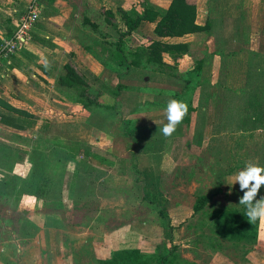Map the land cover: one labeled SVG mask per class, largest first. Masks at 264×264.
Instances as JSON below:
<instances>
[{"label":"rangeland","instance_id":"obj_1","mask_svg":"<svg viewBox=\"0 0 264 264\" xmlns=\"http://www.w3.org/2000/svg\"><path fill=\"white\" fill-rule=\"evenodd\" d=\"M64 1L40 0V17L30 32V40L18 50L28 55L24 74L31 77L32 72L46 74L48 70L50 73L46 76L53 82L48 85L58 91L61 100L64 95L71 99L69 90L57 84V76L65 63L87 75L94 90L105 86L108 90L104 91L109 94L110 88L124 85L118 97L100 94L99 100L111 108L99 109L98 112L105 115L99 117L95 113L91 118L101 125L100 120L113 117V125L105 127L113 138L97 129H89L86 121L89 128L84 129L86 137L82 140L103 150H117L121 157L128 159L126 167L130 171H134L133 166L130 168L132 156L129 159L133 143L144 144L156 138H169V143L182 140L183 145L188 146L185 149L188 164L168 170L169 176L174 172L176 175L165 176L164 182L155 176L149 193L167 197L149 207L140 200L142 193L132 190L133 177H142L137 171L131 172L134 176L117 174L109 165L103 183L99 182L101 178L88 176L94 181L85 196L74 204L65 200L67 205L58 211L56 224L61 228L51 234L45 228L37 237L41 242L35 252L20 259L18 255L11 257L12 261L0 255V264H35L34 254L40 257L38 264H101V260L111 257L112 248H119L114 242L115 234L107 233L104 225L123 226L138 220H145L149 226L142 224L140 229L138 223L134 224L137 229L134 235L128 233L127 243L131 244L129 250H138L140 254L117 264H157L159 256L167 257L165 264H264V221H248L245 207L239 204L243 195L239 184L230 185L247 162L264 166V128H254L247 119L251 111L246 102L251 93L264 102V0H208V6L202 4L207 0H200L201 14L204 16L207 11L210 31L188 39L201 41L198 51L193 47L185 56L167 57L175 70L164 69L163 74L152 70L157 68L151 65L115 71L111 65L104 66L110 61L102 55L99 45L102 34H106L107 42L113 43L118 38L115 29L105 22L104 10L109 7L115 11L118 4L130 8V3H136L139 10L144 3H153L152 0H111L116 5L111 2L107 7L102 1ZM25 4L26 0H0V25L10 14L15 28ZM57 6L68 9L72 19L45 20L44 16L55 14ZM136 32L127 40L129 48L145 45L150 40L149 29L141 28ZM32 33L47 36L52 45L34 41ZM1 38H8L3 30H0ZM95 58L103 59L101 64ZM201 58L204 63L196 74ZM89 59L93 63H89ZM174 95L187 104L192 102L198 110L190 112L189 121L183 120L170 137H165L161 132L167 123L165 109L169 100L176 99ZM60 106L57 117L61 124L85 121L87 113L79 104ZM138 106L140 116L133 112ZM195 132L203 137L201 146L193 141ZM140 151L134 149V152ZM163 170L165 172V165ZM178 187L186 191L175 193ZM134 194H139L140 198H133ZM198 194L212 195V200L194 213L192 205ZM260 196H264V186L257 198ZM6 206L0 204V223L15 236L19 222L27 215L16 212L15 206H11L9 214ZM44 207L43 211L52 208ZM124 207L126 209H120ZM100 216L105 217V224Z\"/></svg>","mask_w":264,"mask_h":264},{"label":"crops","instance_id":"obj_2","mask_svg":"<svg viewBox=\"0 0 264 264\" xmlns=\"http://www.w3.org/2000/svg\"><path fill=\"white\" fill-rule=\"evenodd\" d=\"M94 1H102V4L106 7V4L111 2L113 5H116V2L114 3V1L111 0ZM135 1L139 2V0ZM65 2L66 1L63 0V3ZM87 2L90 3L91 1L87 0ZM152 2L153 3L148 4L143 2L144 4L139 10L135 7L136 3H130V8H124L123 4H118L114 9L115 11L111 10L109 7L107 10H111L114 15L117 13L118 16L115 15V17L117 20H120V15L118 12L119 7L128 11L136 10L140 12L144 6L150 4L154 5L160 10H165L169 5L170 0H152ZM199 3L200 0L198 3H194L196 5L195 22L199 25H203L208 19V16L207 11L205 12V15L202 16V2L200 4ZM258 3L261 5L262 1H259ZM202 4L204 6H208V0L207 3ZM66 5L67 4H65L64 7H66ZM56 9L57 10L55 14L44 16L45 20H49L51 18L54 19L57 17H59V20L63 19L65 21H67L66 19H72L70 15L71 12H68V9H60L58 6ZM9 15L10 14H7V18L12 17ZM86 22L89 21L86 20ZM94 23L95 22L92 21V26L95 25ZM65 27L68 28V26ZM153 27L154 23L143 21L136 31L141 28H147L150 31V39H152L154 38L152 32ZM0 30H3V33L6 32V28L2 24L0 25ZM136 31L132 33L131 37L135 36V33H137ZM201 33L202 32L186 34L182 37L167 38V40L170 42H186L189 52L191 53L193 50L198 51V45H200L199 43L201 41H189L188 39ZM38 35L43 36L42 34ZM105 35L106 34L101 35L102 41L99 45H101L102 55H104L109 60V58L104 54V51H102V45H105L109 48L112 47V45H110L111 42H107ZM45 37L47 38V36ZM131 37H129V40ZM114 42H116V39ZM132 48L130 49L132 50ZM192 48L193 50H191ZM21 52L22 50L18 51V53L16 52L17 54H15L13 59L11 61L9 60V64H3L0 67L1 102L29 113V115H20L7 109L6 106L0 103V183H5V186L9 187L13 178L16 179L15 188L11 194L5 193L6 191L0 193V204H6L10 206V208L6 206L8 211L7 213L9 214L12 212L11 206H15L16 212L25 213V216H27L25 218L22 217V220L19 222L20 225L18 226V229H20L23 220L27 219L31 223V231L35 233L20 235L17 233V229L15 231L17 234L12 236V233L9 232L10 230H7L6 227H3L2 222L0 223V255L6 256V259L10 261H12L14 256L18 255V259H20L22 256H28L29 253H32L31 251L35 252L38 248V244L41 242V240H39L40 238L37 237L42 233V231L46 230L45 228H47L48 234H51L57 231L58 228H61L58 226V224H56V222L59 221L58 211H61L60 209L54 210L52 207L51 209L46 208L47 210L43 211L45 208L44 206L50 208L49 206L51 205L46 204L43 200L42 193L38 194L36 190L37 186L41 185L39 174L42 173V171L40 170H43L50 176L61 181L63 208L67 205L66 202H64L65 200H68V202L74 204L77 202V200H80L83 198V196H85V193H87L89 190L88 188H90L92 182L94 181L93 178L91 179L88 176L93 175L95 178H101L99 182L101 181V183H103L105 181L104 177L108 175L109 165L114 167V169L117 171V174H128L137 171L138 174H142V177L140 179H136V176H134L135 174L131 173V175L134 176L132 190L134 189L135 191L137 190L139 193H142L140 200L143 203L145 202L144 204L149 207V205H154L156 200H165L167 197H156L154 196V193H149V190L151 189V182L153 183L155 176H157L159 181L164 182L165 176L171 177L173 174L176 175L174 172L171 176H169L168 170L172 168L175 169L179 166L183 167L188 164L186 162L187 150H185L188 148V146H184L182 140H178V142L181 144V148L179 149L180 152L178 153V159H173L172 157V150L177 144V141L173 140L172 143H169V138H166L165 140L156 138L152 142L150 141L144 144L133 143L131 146V154L129 155V159L132 156L130 159V168L133 166L134 171L133 169L130 171L129 167H126L128 166L126 164L129 163L128 159L124 158V156L121 157L117 150H103L97 146L84 142L82 139L86 137V131L84 132L86 127H90L89 129H97V131L103 133L104 136L113 138L112 133L108 131L109 128H105L106 126L113 125V117L106 116L103 119L104 121L100 120L101 125H97V122H93L91 118L96 115L95 113H98L99 117L105 115L103 112H98L99 109L104 108H97L92 111H87L82 108L81 104L71 100L68 96L64 95L63 100H61L62 97H60L58 91L51 89L52 86L48 85L53 83L51 81L52 79L46 76V74L48 75L50 73L48 70L46 74H42L41 72H32L31 77L25 75L24 65H26L25 61L27 60L28 55L25 56L24 53ZM185 55L186 54L181 56ZM170 56L173 55L165 54L163 57L164 62L169 65L171 64L168 63L166 59ZM95 59L99 64H101L103 60L97 58ZM109 61L110 62H107L104 66L111 65L115 71L118 68H125L122 64L119 65L118 62H112L111 60ZM89 63H93V61L89 59ZM129 68L140 69L143 67L130 66L127 69ZM151 69L162 74L165 73L164 70L161 71L160 69ZM173 70H175V68ZM167 73L169 75L171 74L169 72ZM101 94L108 93L102 91ZM120 94L121 93L119 92V95ZM108 95L112 96L111 93ZM100 96L102 95H99L98 99ZM147 102L150 101L147 100ZM58 103L60 104L58 105ZM66 103L71 106L74 104L78 106L79 104L81 108L86 111H84V113H87L86 118H83V121H85L75 122L76 120H71L68 123H66V121L61 124V120H59L57 116H59V111L62 109L60 105H65ZM104 105L107 106V104ZM138 108L139 106L137 109H133V112H138V114H136L137 116H140L141 109ZM41 109L44 110V112ZM146 111L150 112V110ZM93 114L95 115L93 116ZM86 121L89 122V127L85 125ZM129 133L132 134V132ZM70 135L74 138H72ZM156 145H162V150L160 152L150 151V149L155 148ZM134 149L141 151L140 153H137L134 152ZM164 165L166 168L165 172L163 170ZM165 184L166 183H164V185ZM177 191L181 193L185 192L186 189L178 187L175 193H178ZM171 196L172 195H170L169 198H171ZM51 197H53L52 194ZM133 198L138 199L140 198V195L134 194ZM171 201H174V199L172 198ZM120 209L122 210L126 208L124 207ZM99 219L101 221L103 220V222L105 221V217L102 218L100 216ZM136 223H138L137 225L140 226V229L143 228L142 224L148 225L145 220H138ZM136 223L123 226L119 225L115 227H112L109 224L104 225L103 229H105L107 233L115 234L114 242L119 246V248H112L111 257L101 260L100 263L111 260L115 251L131 248V244L127 243V239L129 238L127 235L128 233H130V235H134V230L137 229L134 228V224ZM43 245L44 242H42L41 247ZM34 255V263L38 264V258L40 257H38L37 254Z\"/></svg>","mask_w":264,"mask_h":264},{"label":"trees","instance_id":"obj_3","mask_svg":"<svg viewBox=\"0 0 264 264\" xmlns=\"http://www.w3.org/2000/svg\"><path fill=\"white\" fill-rule=\"evenodd\" d=\"M120 20L115 18L114 13L111 10H104L102 13L105 16V22L111 26L118 34L116 42L110 43L112 47L102 45V51L112 62H118L119 65H123L125 69L130 66L133 67H147L149 65L160 69H174L172 65L166 64L163 60L165 54L168 55H184L188 54L189 49L186 42H170L167 38L182 37L186 34L210 31L211 24L207 19L203 25H199L195 22L196 18V5L189 0H170L168 7L165 10H160L154 5H146L140 12L136 10H124L118 8ZM10 18V17H9ZM4 18L3 26L6 28V35L11 37L16 29L12 26V17ZM143 21L154 23L153 35L154 38L150 39L145 45L140 44L132 48L127 45V40L131 37L132 33L135 32ZM37 23V22H36ZM35 23V24H36ZM16 25V24H14ZM35 26V25H34ZM95 26V25H93ZM34 41H38L43 45L51 46V42L45 37L32 33ZM2 38L0 39V43ZM18 51V50H17ZM204 58H201L196 66V74H198L203 66ZM170 73V72H169ZM57 84L64 89L69 90V96L71 99L79 104L82 108L87 111H92L97 108L110 109L102 104L98 97L102 91L108 90L105 86H100L98 90H94L92 82L89 78L76 67L70 63H65L62 67V72L57 77ZM124 85L118 84L115 88L111 89L110 92L113 96H118ZM177 98V95H174ZM247 107L250 108V115L248 120H251L254 128H264V102L257 97V94L251 93L247 99ZM0 103L6 106L7 109L18 113L20 115H29L27 111L20 110L9 104ZM151 103V102H148ZM150 106V104L148 105ZM198 106H193L192 102L188 104V113L184 117V121H189V113L196 112ZM196 136L193 139L194 143L201 146L203 143L202 135L200 132H195ZM177 141V144L172 150L173 159H178V153L180 152L181 144ZM162 145H156L155 148L150 149L152 152H160ZM40 173L41 185L37 186L36 190L38 194L42 193L43 200L46 204L51 205L54 210L63 208V196H62V183L59 179H55L43 170ZM34 177V174H33ZM37 178V177H36ZM62 179V178H60ZM13 178L10 186H5V183H0V193L11 194L15 188V181ZM58 182V185H56ZM6 187V188H5ZM51 194L53 197H51ZM36 195V194H34ZM212 200V195L201 194L195 198L192 205L194 213H198ZM163 214L162 211H160ZM246 214V213H245ZM30 222L26 219L17 230L20 235H28L31 232ZM140 254L138 250H118L113 253L110 264H117L121 260H127L133 258V255ZM166 256H159L157 264H165ZM107 262V261H106ZM104 264V262H101Z\"/></svg>","mask_w":264,"mask_h":264},{"label":"clouds","instance_id":"obj_4","mask_svg":"<svg viewBox=\"0 0 264 264\" xmlns=\"http://www.w3.org/2000/svg\"><path fill=\"white\" fill-rule=\"evenodd\" d=\"M165 112L167 123L163 125L161 132L165 137H170L187 115L188 104L180 99H171ZM237 182L243 193L239 198V204L245 207L248 221L250 223L264 221V196L257 198L261 187L264 186V166L257 162H247L246 166L235 174L230 185Z\"/></svg>","mask_w":264,"mask_h":264},{"label":"built area","instance_id":"obj_5","mask_svg":"<svg viewBox=\"0 0 264 264\" xmlns=\"http://www.w3.org/2000/svg\"><path fill=\"white\" fill-rule=\"evenodd\" d=\"M40 0H26L25 9L22 11L16 29L9 38H3L0 43V67L4 62H9L17 50L30 40V32L40 17Z\"/></svg>","mask_w":264,"mask_h":264}]
</instances>
